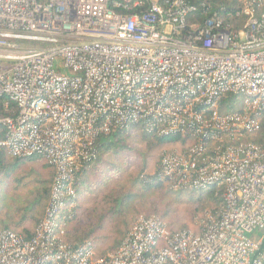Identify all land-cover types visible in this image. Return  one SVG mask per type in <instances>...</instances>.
<instances>
[{"label": "built area", "instance_id": "obj_1", "mask_svg": "<svg viewBox=\"0 0 264 264\" xmlns=\"http://www.w3.org/2000/svg\"><path fill=\"white\" fill-rule=\"evenodd\" d=\"M232 4L0 0V150L55 172L32 235L0 229V264H264V148L245 140L264 118V0ZM116 131L178 137L158 176L222 187L221 211L200 232L140 217L106 257L68 242L64 200Z\"/></svg>", "mask_w": 264, "mask_h": 264}, {"label": "trees", "instance_id": "obj_2", "mask_svg": "<svg viewBox=\"0 0 264 264\" xmlns=\"http://www.w3.org/2000/svg\"><path fill=\"white\" fill-rule=\"evenodd\" d=\"M214 7L218 10L217 5H223L226 11L231 10L234 6L232 0H209ZM264 12V7H262ZM227 21V20H226ZM122 131H116L109 136H103L97 146V157L92 166H82L79 169V175L77 179L75 195L72 198L65 199L66 204L64 211H70L69 221L71 224L68 228L75 227L77 230L75 235H72L68 231L66 239L73 245H79L84 242H91L96 249V241L106 240L110 241V244L100 253L96 255L98 257H106L109 253L118 249L124 240L126 233L125 221H119L115 224L114 229L109 234L101 235L97 237L96 234L100 233L104 227L106 218L109 214H117L121 216L126 211L127 205L138 195V189L147 185L148 187H168L170 185V179L162 178L158 176L159 165L161 161V155L159 151H163V143L175 142L178 137L173 140H167L165 137L154 135L151 133H141L139 138L145 140L146 145L144 149L135 150L131 144H120L123 141ZM138 138V137H137ZM151 138V139H150ZM150 139L151 141H148ZM245 140L252 141L264 148V118L261 122L259 131L254 134H250ZM146 150V151H145ZM138 151H140L138 153ZM127 152V153H124ZM136 152H141L146 157H155L151 170L154 171L152 175H148L147 171L141 168L138 172L132 173L125 178V167H129L130 161L134 162L135 158L132 156ZM124 156V157H120ZM149 157V158H150ZM132 158V159H131ZM42 160L41 166H38L43 171H46V176L36 166H31L27 170L19 171L23 165L31 161ZM148 159H146L147 161ZM121 172L124 178L121 188L124 183L129 182V186L133 189L128 194L121 193V188H115L111 185L115 182H111L115 179L114 174ZM124 172V173H123ZM54 168L44 161L42 158H13L8 156L4 151L0 150V223L5 229H10L16 233L29 238L37 224L39 223L44 211H46L49 205L51 183L54 178ZM8 176V178H5ZM207 201L210 206L214 205L215 209H221L223 206V192L222 187L207 189ZM141 194V193H140ZM71 204V206H69ZM90 203V216L89 222L83 227L73 225L74 219L78 217ZM220 205V206H219ZM219 206V207H218ZM219 209V210H220ZM86 211V209H85ZM218 213L219 211H211ZM201 215L202 211L196 212ZM202 216V215H201ZM118 218V217H117ZM169 229L171 225L167 226ZM67 228V229H68ZM99 244V243H97ZM102 244V243H101ZM103 246V244H102ZM110 250V251H109ZM106 251L109 253L105 254Z\"/></svg>", "mask_w": 264, "mask_h": 264}, {"label": "rangeland", "instance_id": "obj_3", "mask_svg": "<svg viewBox=\"0 0 264 264\" xmlns=\"http://www.w3.org/2000/svg\"><path fill=\"white\" fill-rule=\"evenodd\" d=\"M30 45H38V46H44L49 45V43H38V42H31L27 43ZM244 101V96L239 95L234 103V108H238L241 103ZM141 136V135H140ZM151 139V138H150ZM148 139L147 143L151 141ZM120 144H127L130 146V144L135 147V150H140L146 148V142L145 140L137 137H134L132 135H129L128 133H125L123 135V141H121ZM179 145H182V143L175 142H166L163 143L162 146H164L163 151H159L158 155L162 157L165 153H172L177 151V147ZM144 147V148H143ZM147 149V148H146ZM146 151V150H145ZM140 151H138L139 153ZM127 153V152H124ZM132 156L135 158V161H130L129 167H125V178L128 177V175H132V173L138 172L141 168L147 171L148 175H152L154 173L152 168V164L155 160V157H146L143 152L140 154H137L136 152ZM124 157V156H120ZM150 157V158H149ZM132 159V158H131ZM146 159H148L146 161ZM42 160H36L31 161L27 163L26 165H23L21 168H19V171L21 170H27L31 166H41ZM42 173H44V176H46V171H43L41 168L37 167ZM124 173V172H123ZM115 179H113L111 182H114L112 186L115 188L120 187L124 180L122 173L117 171L114 174ZM5 178H8V176H5ZM53 182V181H52ZM52 185V183H51ZM133 187L129 186V182H125L124 185L121 188V193L128 194ZM137 189L139 190L138 195L135 196V198L131 201L130 205H127L126 211L121 214V216H117V214H109V216L106 218V222L104 227L101 229L100 233H97L96 236L99 238L103 237L101 235V232L105 235L106 233L109 234L111 230L114 229V226L119 221H125L126 224V234L134 224V222L140 218V217H146V216H157L160 218L167 226L169 224L171 225V228L173 230H190L193 232H200L207 220L211 217L216 215V212L211 211H221V209L216 210L215 206L208 205L206 203V199L208 197L207 192H196L188 189H176L174 187H171L169 185L168 187L162 186L157 187L154 186V183L152 186L148 187L147 185H144L143 187L139 188L137 186ZM141 193V194H140ZM90 203H88L86 211L81 212V214L74 219L75 226L78 227H84L89 222V216H90ZM220 206V205H219ZM218 206V207H219ZM202 211V216L197 214L196 212ZM44 214V213H43ZM43 216V215H42ZM118 217V218H117ZM42 218V217H41ZM2 224L0 223V229H3ZM75 227L72 229L68 228V231L72 233V235H75L77 230L75 231ZM96 253L100 254L106 247L110 244V241L106 240V242H99L96 241ZM99 243V244H97ZM103 246H102V244ZM110 251V250H109ZM109 251H106L105 254L109 253Z\"/></svg>", "mask_w": 264, "mask_h": 264}]
</instances>
